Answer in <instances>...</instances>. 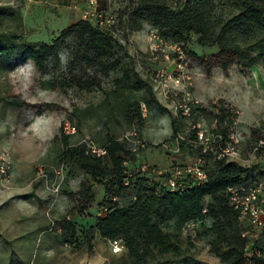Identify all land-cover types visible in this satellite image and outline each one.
I'll use <instances>...</instances> for the list:
<instances>
[{
	"label": "rangeland",
	"instance_id": "rangeland-1",
	"mask_svg": "<svg viewBox=\"0 0 264 264\" xmlns=\"http://www.w3.org/2000/svg\"><path fill=\"white\" fill-rule=\"evenodd\" d=\"M140 1L0 0V35L14 39L0 59V264H82L81 259L92 258L97 251L107 258L105 264H220L211 252L210 220L188 234L183 229L177 231L173 222L162 224L163 231L172 235V247L164 250L143 245L144 261L127 250L116 254L112 249L114 255L109 256L112 245L105 240L94 243L90 229L98 214L111 205L110 200H117L105 193L104 185L76 166L61 162L64 148L58 137L69 125L76 130L71 135L72 145L89 137L104 147L108 136H113L130 149L127 137L136 134L145 147L135 162L125 164L129 176L143 174L144 166L172 170L188 163L194 152L177 143L170 118L161 106L168 107L174 100L172 92L167 98L162 93L169 78L191 83L187 90L204 103L222 99L237 105L244 113L241 131L245 141L262 127L264 57L248 69L236 63L228 71L214 67L208 72L182 46L175 47L170 34H158L147 15L139 11ZM163 1L171 10L196 4L218 25L238 14L245 0ZM82 20L108 32L114 57L97 58L71 32L58 52L44 58L42 73L25 49L51 45ZM262 36V32L255 36L237 31L228 34L242 46ZM198 38L191 35L184 44L187 51L205 61L219 52L217 46L199 45ZM113 63L117 67L108 70ZM135 74L157 91L160 102L151 110L143 101L151 97L149 87L139 83ZM19 102L29 106L14 104ZM137 104L143 123L132 120ZM152 115L162 118L163 135L152 127L156 121ZM186 125L181 127L183 131ZM149 131L159 133V146L145 140ZM105 162L110 164L109 158ZM144 174L155 183V175ZM95 198L97 204L101 202L90 214ZM135 201L136 192L130 188L117 203L127 208ZM64 218H70L77 228L76 247L62 243L58 222ZM258 236V231L250 230V239ZM46 244L53 251L44 257Z\"/></svg>",
	"mask_w": 264,
	"mask_h": 264
},
{
	"label": "trees",
	"instance_id": "trees-1",
	"mask_svg": "<svg viewBox=\"0 0 264 264\" xmlns=\"http://www.w3.org/2000/svg\"><path fill=\"white\" fill-rule=\"evenodd\" d=\"M139 11L147 15L152 25L160 32L170 34L172 43L182 46L196 61L206 66L210 72L214 67L228 71L234 64L239 63L248 69L264 57V0H245L238 14L217 25L202 7L187 4L183 8L171 10L163 0H141ZM220 26L219 31L216 27ZM237 31L244 36H255L263 33L253 44L242 46L229 39L228 34ZM85 42L99 59L113 58L114 48L111 36L99 26L87 20H82L62 33L51 45L41 44L37 47H27L26 55L30 56L44 73V58L55 54L63 46L65 38L71 33ZM199 36L201 46H217L219 52L205 61L195 53L186 50V44L191 35ZM12 38L0 35V59L11 48ZM116 63L109 65L108 70H114ZM138 82L149 87L150 98L144 99L149 110L156 105L158 99L153 86L148 85L139 75L135 74ZM17 106H29L25 103H14ZM51 108L53 105L47 104ZM162 106V105H161ZM162 109L167 114L166 108ZM143 123L144 117L141 107L137 104L132 120ZM173 137L182 132L184 121L173 118L171 121ZM182 127V129H181ZM264 134V125L256 129L252 137ZM63 144L62 164L70 163L95 182L104 185L105 193L115 198L111 201L104 216L96 218L90 229L91 238L96 234L102 238L114 241L122 240L125 250L138 259L144 261L141 253L143 245L159 247L168 250L172 247V235L165 233L162 224L173 222L174 228L181 231L184 225L191 221L212 222L208 234L213 236L210 243L211 252L220 260V264H264V235L252 240L249 237L251 227L239 221V214L230 205L227 189L239 184L248 170L235 163L224 164L212 162L209 170V180L206 184L194 186L185 191L171 192L150 182L143 173L129 176L126 170L127 161L135 162L137 154L131 148L108 136L107 157L97 158L86 152L84 144L72 145L71 135L64 129L58 137ZM109 158L110 164L105 162ZM133 188L136 201L129 207H121L117 203L124 193ZM108 200V199H107ZM94 199H91V202ZM207 209V213L204 210ZM62 231V243L77 246L78 231L70 218L58 222ZM170 264V263H159Z\"/></svg>",
	"mask_w": 264,
	"mask_h": 264
},
{
	"label": "built area",
	"instance_id": "built-area-1",
	"mask_svg": "<svg viewBox=\"0 0 264 264\" xmlns=\"http://www.w3.org/2000/svg\"><path fill=\"white\" fill-rule=\"evenodd\" d=\"M177 46L178 44H175V47ZM158 76L159 79L162 77L160 74ZM190 85L191 83H184L180 78H169L168 82L166 79L162 86L163 96L167 98L172 92L174 100L170 106H162L167 110L166 116L170 118V123L173 118H177L187 124L186 130L179 132L174 138L177 143L191 148L194 156L188 163L178 165L172 170L144 166L142 171L155 175L154 184L158 185L159 189L179 192L206 184L212 162L235 163L248 170L249 174L245 175L239 184L227 189V195L229 205L239 214V221L250 226L251 230L258 231L259 239L264 235V134L245 141L241 131L243 111L222 99L204 103L189 93L187 89ZM153 89L156 94L157 91L154 87ZM64 130L69 135L76 133L75 128L69 125H66ZM136 136L131 134L127 141L131 151L138 154L145 144ZM81 144H84L86 152L94 157L104 158L108 155L106 147L98 146L89 137ZM103 212H107V208H104ZM204 213H207V209ZM201 223L202 221L186 223L182 228L184 234L194 232ZM248 234L250 235V232ZM110 244L116 254L125 250L122 240L110 241Z\"/></svg>",
	"mask_w": 264,
	"mask_h": 264
},
{
	"label": "crops",
	"instance_id": "crops-1",
	"mask_svg": "<svg viewBox=\"0 0 264 264\" xmlns=\"http://www.w3.org/2000/svg\"><path fill=\"white\" fill-rule=\"evenodd\" d=\"M151 117L156 119V121L152 127H154L156 130H158L163 135V133L165 131L163 130L162 118H160V117L157 118V117H155V115H152ZM158 134H155L153 131H151V132L149 131V134L147 136H145V140L147 142L152 143V144H156V146H159L162 139L159 138ZM186 159H188V157H186ZM100 202H98V204ZM95 204L98 205L96 203V198L94 201V207H92L91 208L92 211L89 212L90 214H92L93 210L95 209ZM98 215L102 216L103 213H99ZM94 221H96V218L94 219ZM94 224H95V222H94ZM100 240H105V241H108L110 243L109 240H106V239L102 238L99 234H96L95 239H94V243L99 242ZM44 242H45V240H44ZM43 251H44V257H46L48 254V251H53V247L51 245L46 244V248H43ZM113 255H114V253L112 252V248H111V253H109V256H113ZM106 260H107V258H104L103 255L100 256V253L97 251V254H95L92 258H89V257L83 258V259H81V262H82V264H105L107 262Z\"/></svg>",
	"mask_w": 264,
	"mask_h": 264
},
{
	"label": "snow or ice",
	"instance_id": "snow-or-ice-1",
	"mask_svg": "<svg viewBox=\"0 0 264 264\" xmlns=\"http://www.w3.org/2000/svg\"><path fill=\"white\" fill-rule=\"evenodd\" d=\"M117 251H119V249H117Z\"/></svg>",
	"mask_w": 264,
	"mask_h": 264
}]
</instances>
